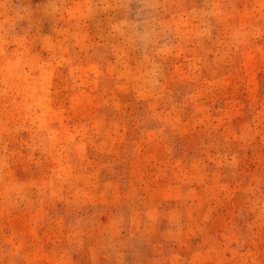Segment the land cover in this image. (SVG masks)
I'll return each mask as SVG.
<instances>
[{
    "label": "rangeland",
    "instance_id": "obj_1",
    "mask_svg": "<svg viewBox=\"0 0 264 264\" xmlns=\"http://www.w3.org/2000/svg\"><path fill=\"white\" fill-rule=\"evenodd\" d=\"M0 264H264V0H0Z\"/></svg>",
    "mask_w": 264,
    "mask_h": 264
}]
</instances>
